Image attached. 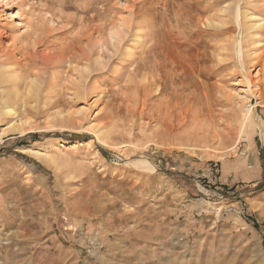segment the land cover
<instances>
[{"label":"rangeland","instance_id":"374dc122","mask_svg":"<svg viewBox=\"0 0 264 264\" xmlns=\"http://www.w3.org/2000/svg\"><path fill=\"white\" fill-rule=\"evenodd\" d=\"M263 4L0 0V61L88 50L106 66L92 81L95 93L64 95L63 117L42 112L31 119L34 129L0 138V264H264V64L237 67L219 49L239 31L231 8L264 23ZM213 14L226 27L196 19ZM123 20L132 27L122 54L110 58L101 46L110 47ZM158 39L164 58L149 53ZM67 68L51 65L46 82ZM242 95L249 97L240 104ZM249 115L253 127L243 123ZM21 119L0 113V126ZM139 156L155 170L136 166Z\"/></svg>","mask_w":264,"mask_h":264},{"label":"bare ground","instance_id":"6f19581e","mask_svg":"<svg viewBox=\"0 0 264 264\" xmlns=\"http://www.w3.org/2000/svg\"><path fill=\"white\" fill-rule=\"evenodd\" d=\"M242 9L243 8H241L239 5L234 6V8L233 7L231 8V10L233 11L231 13L233 15L234 23H236V25L238 26L237 30L239 29V31H238L234 40L230 41L229 39H225L222 43H220L219 49H220V51H222L226 54H230L231 57H234V59H236L237 67H238V65L242 67V64H243L242 62H244L245 65H252V64L254 65V63L256 64V63L263 61V64H264V51H262L261 54H259L258 51H256V47L259 45V43L262 42V40L260 39V36L262 35L261 33H264V23L260 22V21H255L253 18H255L257 15H253V14L244 12ZM214 17H215V15L213 14L212 16L207 17L206 19H204V18H201V19L196 18V19L198 21H200L201 25H203L207 28H209L208 26H211V27L213 26V27H217V28L226 27L227 22L225 20H221L219 22V20L216 21L214 19ZM255 19H257V18H255ZM125 21L123 22V24L119 25V27L114 25V29L111 30V32H110V39H111L110 47L106 43H105L106 44L105 45L104 42H103L104 45L102 44V46H101L102 49L106 50V52L109 54L110 58L115 54H122V52H123V51H118V50L121 49V44H122L123 40H125V36L127 35L128 31L130 30V26H131V23L129 25ZM132 23H133V21H132ZM138 30H141V29H138ZM221 32H222V34H225V32H227V35L229 33H231V31H222V30H221ZM149 34L152 35V33H149ZM44 38L42 39L39 37L36 41H34L32 43L33 50L35 49L36 45L38 46V44L42 43ZM159 38H160V36H159ZM108 39H109V37H108ZM161 42H162V39H158L156 43L152 44L149 53L152 52V53H154L155 56L161 55L164 58V51H162L164 45ZM95 53H97V52L96 51L95 52L94 51H88V50L87 51L75 50L74 52H71L70 55L64 53L62 55H59L57 58L51 59L47 55L38 54V52L37 53L33 52L32 54L26 53L27 56L25 58L24 63H22L20 60H11L8 57H7L8 59L5 57V60L0 61V87H2L4 89L3 95L5 96L3 102L1 103V109H0L1 117L3 120L9 116H16V118H20V120H22L21 118H27L20 123H15L12 120V121H9L7 124H4V123H3V125L1 124V126H0V138H3L9 134H15V133L24 134L27 131L34 129L36 126L33 125L34 122H32L31 119L34 115L41 114L42 112H45V115H47V117H53V118L63 117V115L69 111V108L67 107L69 100L67 101V97L66 98L64 97L65 94L68 95L69 97H71V99H75L77 101V100H81V99L88 97V95L89 94L91 95V93H95L97 91V86H94L92 81L95 77H97L96 72H98V71H100L106 67L104 65V63L102 62L101 58L98 56H95ZM147 54H148V52H147ZM165 54H166V52H165ZM15 55H17V54H15ZM99 55H100V53H99ZM3 56H1V58ZM23 56H24V54H23ZM261 56H263V59H261ZM50 57H51V55H50ZM163 58L160 60L156 59V64H157L156 68L161 72V76H162V73L164 71V68H168L164 65ZM63 64H66L68 66V68L64 72L62 71L61 73H59V72L53 73L52 72L51 77L49 76L50 77L49 81H47L49 83H47L45 74H47L48 68L51 65L62 66ZM53 67H55V66H53ZM247 68H248V66L246 67V70H247ZM244 71H245V69H244ZM63 81H65V82H63ZM159 81H161L163 83L162 78H161V80H158V82ZM91 83L93 86H89ZM251 86L254 87V84L252 83ZM45 87H48V89H46L44 91L43 88H45ZM249 88H250V86H249ZM204 91H205V89H204ZM204 94H206L208 96L207 92H205ZM175 96H176V93H175ZM207 96H206V98H207ZM261 96L259 95L258 99L261 100V98H262ZM172 97H173V94L171 95V98ZM248 97H249L248 95L239 96L240 104L245 102L244 100H246V98H248ZM194 98H196V97H194ZM68 99H70V98H68ZM179 99L180 98H178V100ZM196 100H199V99H196ZM14 102H16V103L19 102L21 104L20 110L13 107V104H15ZM65 102H66V104H65ZM206 102H208V101L206 100ZM260 104H264L263 99H262V101H260ZM56 106H58L59 108L56 111L53 110L54 112H51V110H52L51 108L56 107ZM243 107H245V106H243ZM248 107H250V106H248ZM210 108H212V107H210ZM241 108H242V105L241 106L239 105L238 110H241ZM201 109H202V111H204L206 108L201 107ZM250 110L251 109H249L248 111H250ZM204 112L206 114V110ZM213 112H211V113H213ZM251 112L252 111H250V113ZM246 114H244V115H246ZM29 115H31V116H29ZM70 115H73V114H71V112H70ZM26 116H28V117H26ZM210 118H214V117L211 116ZM212 120L213 119H211V122H212ZM208 122H210V120ZM208 122H206V125L205 124L204 125L207 126ZM216 123H217V121H216ZM243 123L249 124L253 127L256 122L253 120V118H250V115H249V117L248 116L243 117ZM245 124L243 126H245ZM207 128H209V127H207ZM258 128H259V126H258ZM213 129H214V127H213ZM215 132L218 133L217 130ZM97 137H99L100 139H103L102 138L103 137L102 132L98 133ZM21 151L24 153H29L32 156H35L39 159L46 160L47 158L50 157V156H47L46 154H44L43 151H41L38 147H25V148H22ZM134 164L136 166H139V167L146 169L148 171H154L155 170L153 164L148 159H143V156H139V159H137L134 162Z\"/></svg>","mask_w":264,"mask_h":264}]
</instances>
